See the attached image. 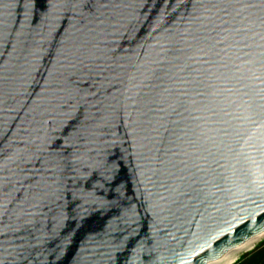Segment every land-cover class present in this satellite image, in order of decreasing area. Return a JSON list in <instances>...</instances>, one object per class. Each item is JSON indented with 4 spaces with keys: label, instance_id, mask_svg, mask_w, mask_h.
Masks as SVG:
<instances>
[{
    "label": "water",
    "instance_id": "water-1",
    "mask_svg": "<svg viewBox=\"0 0 264 264\" xmlns=\"http://www.w3.org/2000/svg\"><path fill=\"white\" fill-rule=\"evenodd\" d=\"M263 232L264 0H0V264Z\"/></svg>",
    "mask_w": 264,
    "mask_h": 264
},
{
    "label": "bare ground",
    "instance_id": "bare-ground-1",
    "mask_svg": "<svg viewBox=\"0 0 264 264\" xmlns=\"http://www.w3.org/2000/svg\"><path fill=\"white\" fill-rule=\"evenodd\" d=\"M263 237H264V232L248 239L247 241L243 242L237 247L227 251L218 259L208 262L207 264H232L237 259L239 253L249 250L254 246V244L257 241H259Z\"/></svg>",
    "mask_w": 264,
    "mask_h": 264
},
{
    "label": "trees",
    "instance_id": "trees-1",
    "mask_svg": "<svg viewBox=\"0 0 264 264\" xmlns=\"http://www.w3.org/2000/svg\"><path fill=\"white\" fill-rule=\"evenodd\" d=\"M232 264H264V240L241 254Z\"/></svg>",
    "mask_w": 264,
    "mask_h": 264
},
{
    "label": "rangeland",
    "instance_id": "rangeland-1",
    "mask_svg": "<svg viewBox=\"0 0 264 264\" xmlns=\"http://www.w3.org/2000/svg\"><path fill=\"white\" fill-rule=\"evenodd\" d=\"M262 240H264V237L261 238L259 241H257V242L254 244V246H255L257 243L261 242ZM254 246H253V247H254ZM253 247H252V248H253ZM252 248H250L249 250H251ZM249 250H247V251H249ZM247 251H245V252H247ZM245 252H241V253H239L238 257H239L241 254L245 253ZM238 257H237V258H238ZM233 263H234V262H233Z\"/></svg>",
    "mask_w": 264,
    "mask_h": 264
},
{
    "label": "clouds",
    "instance_id": "clouds-1",
    "mask_svg": "<svg viewBox=\"0 0 264 264\" xmlns=\"http://www.w3.org/2000/svg\"><path fill=\"white\" fill-rule=\"evenodd\" d=\"M241 239H242V237H241Z\"/></svg>",
    "mask_w": 264,
    "mask_h": 264
}]
</instances>
